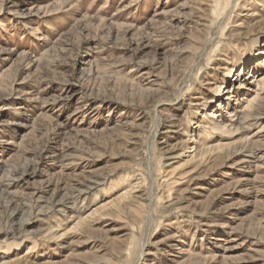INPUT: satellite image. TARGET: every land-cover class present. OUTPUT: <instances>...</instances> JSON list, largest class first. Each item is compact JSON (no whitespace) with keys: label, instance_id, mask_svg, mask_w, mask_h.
<instances>
[{"label":"rangeland","instance_id":"obj_1","mask_svg":"<svg viewBox=\"0 0 264 264\" xmlns=\"http://www.w3.org/2000/svg\"><path fill=\"white\" fill-rule=\"evenodd\" d=\"M0 264H264V0H0Z\"/></svg>","mask_w":264,"mask_h":264}]
</instances>
